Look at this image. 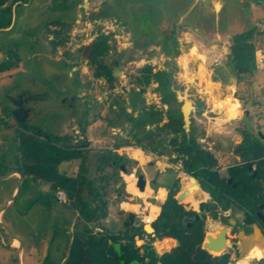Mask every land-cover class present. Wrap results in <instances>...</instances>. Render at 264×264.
Segmentation results:
<instances>
[{
  "label": "rangeland",
  "instance_id": "obj_1",
  "mask_svg": "<svg viewBox=\"0 0 264 264\" xmlns=\"http://www.w3.org/2000/svg\"><path fill=\"white\" fill-rule=\"evenodd\" d=\"M40 1L43 3V0ZM46 2L47 0L44 1ZM56 4L63 7L59 13L64 12L66 15L57 17V12L50 14L47 10L50 3L45 8H38V26L22 30L17 38H11L6 47L9 57L19 59L8 63L5 71L0 73L1 117V109H11L10 99L23 90L41 91L48 94V101L43 106L46 112L24 122L38 127L43 133L54 136L66 134L73 138L72 144L82 141V138H78L81 137L78 120L81 112L89 108L88 126L93 125L90 132L87 127L86 136L99 138L102 134L110 135L112 128L117 134V139L120 137L122 140L132 141L128 135L129 125L120 115V109L114 107L110 110L109 106L114 99L119 98L121 101L125 100L123 106L127 112H131L128 102L129 92L134 87L131 82L132 75L137 74L138 68L150 64L154 71H170L179 101L199 98L204 103L202 115L196 116L194 113L193 120L195 125L204 130L201 137L207 140L206 147H210L216 155L223 177H228L226 167L234 166L228 155L231 156L232 150L240 144L242 135L236 128L239 125L244 126L253 137H259L257 131L264 135V89L259 90L260 82L256 79L260 78L261 74L256 69L253 73L255 79L243 83L244 85L230 86L229 84L234 82L235 74L227 63L230 42L223 40L254 26L263 32L264 0H56L54 5ZM54 18H61L63 22L68 23V29L70 28L67 31L69 34L62 33L58 36H63L67 43L57 47L46 45L41 39L42 28ZM101 34L108 36L109 43L114 45L107 58L117 57L124 52L121 58L122 69L111 90L103 79L95 78L94 67L88 64L87 54L80 50ZM34 35L37 40L32 41L31 37ZM260 39L257 36L256 43L263 51L264 38L262 41ZM175 41L179 53L173 57L164 55L161 43L174 44ZM51 48L54 49L53 53ZM36 52L43 54L44 62L38 58ZM44 53L52 54L51 57L55 60L45 57ZM65 63L71 64V78L75 80L73 89L82 88L77 91L80 98L71 101V111L62 104L61 89L50 78L51 72L63 69ZM44 65H49V68L43 70ZM59 76V85H65V74ZM218 79L223 83L218 82ZM155 86L156 84L152 83L146 87L143 97L148 105L162 107L159 94L153 91ZM189 88L191 89L188 94ZM231 95L236 100L251 96V102H241L240 105V109L247 108L249 113L243 115L240 112L238 121L222 124L226 118L232 121L236 117L237 107L231 106L230 103L231 109H227L229 114L224 116L215 110L213 103L222 96ZM225 100L230 102L228 98ZM13 119L10 113L7 126L1 124L6 129L3 132L11 137L16 135V121ZM0 137L3 140L2 145L0 144L1 177L10 170L16 171L18 166L15 140L2 136V131ZM89 144L90 154L87 156L86 166L89 177L96 179L98 174L94 173L93 163L100 149L99 144ZM79 163L80 161L62 163L59 168L71 174V169L76 171ZM18 180L15 176L0 179V208L13 195L12 190L16 188ZM38 183L21 185L18 196L0 218V264H17L18 242L14 241L12 235L23 245L19 253L21 264H45L46 257V264H65L67 249L78 218H75V225L71 227V208L68 205L64 207L66 198L59 201L56 197L54 200L46 194L38 197L46 191V185ZM106 188V200L109 203L115 199L117 191L114 186ZM53 210L57 212L55 218ZM241 222L242 220L235 222L238 227L234 231L231 230L232 226L219 223L220 228H227L226 244L233 264H238L242 255L241 242L237 239L238 232H244ZM252 226H255V223L248 226L250 233L253 231ZM94 227V232L99 231ZM58 230L65 232L66 242L62 244ZM262 237L264 239V235ZM144 242L137 240L136 245L140 246ZM158 242L166 244L165 251L173 246L167 243L166 239L154 241L157 254H161L156 250ZM260 261L254 259L252 263Z\"/></svg>",
  "mask_w": 264,
  "mask_h": 264
},
{
  "label": "trees",
  "instance_id": "obj_2",
  "mask_svg": "<svg viewBox=\"0 0 264 264\" xmlns=\"http://www.w3.org/2000/svg\"><path fill=\"white\" fill-rule=\"evenodd\" d=\"M257 36L262 41L264 31L260 32L254 26L234 34L229 39L227 63L239 83L252 80L253 73L257 69L255 58L258 48ZM108 40V36L101 34L97 40L80 50L87 54L88 64L94 67L95 78L103 79L107 83V88L111 90L115 79L111 65L105 58L109 51L114 49V45ZM161 45L166 56L173 57L179 53L176 41L174 44L163 42ZM5 68L6 65H0V73H3ZM131 82L134 85L129 93L128 104L131 112H127L123 106L125 100L121 101L119 98L110 103L109 109L113 110L114 107L120 109V115L129 125L128 135L134 140V144L158 155L167 154L170 163L180 166V174L195 179L209 193L211 203L203 212L198 213L179 204L174 197L178 189L176 186L170 188L159 214L151 222L154 235L147 234L142 225L135 228L127 227L121 231L103 228L94 232L93 227L102 226V221L109 217V203L100 196L94 186L95 180L89 177L86 166L89 154L86 136L89 108L81 112L78 120L82 141L74 144H72L73 138L66 134L54 136L43 133L33 125L16 123L14 140L17 171L23 176L22 185L35 182L47 183L48 191L40 193L38 197L46 194L56 200V193L62 192L66 198L65 205L70 206L77 214L80 222L75 226L65 264H230V252L212 260L211 254L201 247L206 233V216L210 214L214 218L218 217L219 210L214 205L224 210V216H229L231 209L228 208L236 205L245 210L247 223L256 221L257 205L264 203V145L244 128L240 130L242 141L235 152L241 154L242 163L227 169V176L232 178L231 183L228 184V177L220 174L213 153L198 142V138L204 135V130L195 125L194 120L191 119L190 130L188 133L185 132L180 111L182 102L177 98L170 71H154L150 64H145L137 69L136 75H132ZM152 83L156 84L153 91L159 94L163 108L146 105L143 93L139 91V88L145 91ZM204 107V103L198 98L196 116L202 115ZM1 113L3 117L0 116V128L2 125L7 126L10 111L5 107L1 109ZM164 118H167V121L158 126ZM153 126L156 131L152 129ZM157 133L161 135L158 136ZM128 145H131L129 141H119L114 148ZM108 153L101 151L96 155L99 169L113 161H115L114 166L120 165L119 156ZM74 160L80 161L75 175L59 168L62 163H71ZM189 185L187 183V186ZM47 205L50 206L49 203ZM245 231L249 232L247 228ZM136 236L145 242L137 246ZM211 236L214 237V234ZM162 238L178 240L179 245L175 246L174 241L166 239V242L173 246L169 251H165L166 244L158 242L156 250L162 253L159 255L155 251L153 242L156 239L163 240ZM242 257H244L243 253L238 264H254L253 257H245V259ZM262 262L264 260L256 264Z\"/></svg>",
  "mask_w": 264,
  "mask_h": 264
},
{
  "label": "crops",
  "instance_id": "obj_3",
  "mask_svg": "<svg viewBox=\"0 0 264 264\" xmlns=\"http://www.w3.org/2000/svg\"><path fill=\"white\" fill-rule=\"evenodd\" d=\"M42 4L43 3L40 0H0V65L5 66L8 63H11L12 61L14 62L19 59V57H9V55H7L8 52L6 50V47L10 43L11 38L14 39L17 38L19 36L18 35L19 32H21L22 30L27 28L33 29L36 26H38L37 20L39 15L37 14L38 13L37 10L38 8H41ZM31 38L32 41L37 40L36 35H34ZM230 38L231 37L229 38L227 37L224 38L223 40L226 39L228 41ZM218 39L220 38L218 37ZM255 56H256L255 58H256L257 70L259 74H261L260 78L256 77V79L260 82L258 84L260 90V89H264V57H263L264 47H263V51L260 48H257ZM253 79H255L254 76L252 80ZM233 80L234 82L232 81V83L229 84L230 86L231 84H233V86H236L238 84L244 85L243 83L237 82L236 75L233 78ZM218 82L223 83L219 79ZM29 92L32 95H35L34 93H36L32 91ZM225 98H228L230 102L226 101ZM241 102L243 101L240 99L236 100L234 99V96L231 95L230 97L222 96L218 101V105H215L213 103L215 110H217L219 114L222 113L224 116H227L229 114V111L227 109L230 103L231 106L235 107L236 105L237 107L238 114L236 115V117L232 121L226 118V120L223 121L222 124L227 122L230 124L233 121H238L240 115L239 113L242 112L244 115L245 114L244 111H248L247 108H244L243 110L240 109L241 107L240 105H242ZM92 125L93 124H90L88 126L89 132L92 128ZM242 128H244V126L239 125L236 128V131H238L239 134H241L240 130ZM3 130L6 131V129L3 126H1L0 132L2 131V136H7L14 140V137H11L10 135L8 136L5 131L3 132ZM115 135L117 134H115L113 129L111 128L110 135L107 133L102 134L99 138H91L90 136H87L88 149H90V144H89L90 142H92L93 144H99L98 145V148L100 149L99 152L101 151H103L104 153L109 152L108 154L115 153L117 156H119L121 160V163L118 166H114L115 161H113L111 162V164L103 165V167L100 169L98 168V164H99L98 158H96L95 163H93L95 169L94 173L96 172L98 174L97 175L98 177L96 179H93L95 180L94 186L99 191V194L102 197V199L106 200V196H107L106 190L108 189L106 187L114 186V188H116L117 191L115 199L109 202V217L102 221V226H95L94 228L96 230L101 231L103 228H105L113 231H118V230L121 231L126 229L127 227L135 228L138 225L144 226L145 223H142V221L136 215L137 210L140 209L144 204L148 205V214L151 216V219L153 221L154 218L159 214L161 205L167 199L168 192L171 187L178 186V189L174 197L177 200V202L186 209H192L198 213H201L204 211L207 205H210L211 196L209 195V193H207L196 180L192 179L191 177L183 176L182 174H180V166L170 163L169 156L167 154L158 155L150 151H145L143 150L142 147L134 144L135 142L131 137L130 139L132 141L126 139L122 140V138L120 137H118L117 139ZM78 138H82V137H78ZM236 140L237 138L234 139V141ZM119 141L121 142L129 141L131 145L121 146L118 149H115L114 145ZM241 141H242V136L239 142ZM2 143L3 140L0 137V144L2 145ZM202 145L204 146V148L212 152L210 150L211 149L210 147H206V145H208L207 140ZM212 153L217 160V157L214 154V152ZM228 156L233 160L234 163V164L232 163L233 165L235 164L237 165L242 162L241 154L236 153L235 150H232L231 156L230 155ZM74 161L79 162V160H74ZM121 164L124 165L126 172H123L121 170ZM217 164L219 166V171H220L221 168L218 163V160H217ZM229 166L230 165L226 167V174ZM78 168L79 166L77 167L76 171L74 169H71V175H75L78 171ZM11 171H15V170H10V172ZM138 173H143L146 178V183L143 191H139V189L136 186V176ZM12 176L18 177V175L15 173H13L11 176L8 177H12ZM187 183H189L190 185L187 186ZM44 184L46 185L45 188L47 191L48 184L47 183ZM32 185L34 184L32 183ZM15 189L13 188L12 193L15 191ZM185 189L187 192L185 191ZM178 195H181V197L183 198L178 199ZM202 201L205 202V205L203 207V211L200 212L199 205L200 202ZM185 203H189L190 204L189 207H185L184 205ZM214 207L219 210L218 217L214 218L210 214H207L205 235L208 232L216 233L217 230L220 228L219 223L221 225L232 226L231 230L234 231L236 221H234V224L230 223L231 222L230 219H232L231 214H229V216L227 215L224 216L225 213L224 210H221L217 205H214ZM233 207L234 206H231L228 209H232ZM4 211L1 213L0 218L2 217ZM55 212L56 211L53 210L54 217L57 214V212L56 213ZM130 214H133L132 218L129 217ZM75 218H78L77 214L71 209V227L75 225L74 222ZM77 222L79 224L80 222L79 219ZM244 233L247 235L250 234V232L247 233L245 229H244ZM162 239L171 240L172 238H162ZM137 240H141L139 236L135 237V243L137 242ZM157 240H161V239H156L155 241Z\"/></svg>",
  "mask_w": 264,
  "mask_h": 264
},
{
  "label": "flooded vegetation",
  "instance_id": "obj_4",
  "mask_svg": "<svg viewBox=\"0 0 264 264\" xmlns=\"http://www.w3.org/2000/svg\"><path fill=\"white\" fill-rule=\"evenodd\" d=\"M44 1H46V0H43V4H42L41 8H43V7L45 8V6H47L48 3H50V6L47 7L48 8L47 10L50 11V14H53V13L57 12V14L55 15L57 17L66 15V14H64V12L59 13V12L62 11L61 9H63V7H61V5H57V4L55 6L54 5V1H56V0H51L49 2L47 0L48 3L47 2L44 3ZM67 24L68 23L67 22H63V20H61V18H58V19H55L54 18V19L50 20L49 22H47V24L41 30V39L44 40L43 42L46 45L49 44L50 46L56 45V47H57L59 45L66 44L67 42H66L65 38L63 36L62 37H58V36L60 34H62V33L63 34H66V35L69 34V33H67V31L70 30V28L68 29ZM53 25H55L56 27H54ZM98 37L99 36H97L94 39V41L97 40ZM50 51L52 52V51H54V49L51 48ZM37 54H38L39 59L41 58L40 60H42L43 54L42 53H37ZM51 55L52 54H50V53H49V55H46L44 53V56L45 57L51 58L54 61L55 58L54 57H51ZM114 58L115 57H111V58H107L106 57L105 58L106 62H108V64L111 65L112 73L114 71V68H113V66L111 64V61ZM70 65H71L70 63H65L63 69H57V70L52 71L51 72V75H50V78L53 79V82L54 83H57L58 86L61 89V95H62V99H63L62 104L65 105L64 106L65 108H67V109H69L71 111V101H76V100H78L80 98L77 91L78 90H81L82 88L81 87H76V89H73V88H75V84H73L75 82V80L73 78H71V66ZM44 68L45 69H48L49 68V65H44L43 70H44ZM60 74H65L66 80H67L66 83H65V85H62V86L59 85V83H60V76L59 75ZM139 91L141 93H144L145 92L143 89H139ZM34 94L35 95H32V94H30L29 91L23 90L15 98H11L9 102L11 103L12 107H11V109H9V111L10 112L11 111H14V110L17 109V107H22L23 109L27 110L28 111L27 116H26V118H24V121H26V122H27V120H32L34 118V116H36V115H39V114H42V113L44 114L46 111L43 109V106L48 101V94L45 93V92L42 93L41 91H37ZM33 96H35V97H33ZM250 97L249 96H247V97L245 96V98H241L240 100H242L244 103H248V102H251L250 99H252V98H250ZM197 99H195V100L189 99V100L192 101V104L194 106V109L192 110L190 119H193V114L196 112ZM183 101H181V102L183 103ZM145 103H146V101H145ZM215 104L217 105L218 102L217 103L215 102ZM146 105H148V104L146 103ZM148 106H154V105H148ZM157 108H163V107H159L158 106ZM164 109H166V107H164ZM229 109H230V107H229ZM19 117L20 118H23L25 116L23 115V113H20L19 114ZM13 120L16 121V123L19 122L15 118ZM24 121L23 122H19V123H21V124H28V123H26ZM166 121H167V118H164L162 122L158 123V126L163 125ZM152 129L154 131H156L155 126H153ZM245 130L248 133H250V131L248 129H245ZM256 134H258L259 137L256 136L255 138H257L264 145V142H263L264 141V135H262L260 133V131H257ZM157 135L160 136L161 134L160 133H157ZM65 202H66V200H65ZM64 206H66V205L64 204ZM257 206H258V209L255 212V219H256V221L254 223L257 224L259 226V228H261L262 232L264 233V203H259ZM230 212H231V216L235 217L236 221H241L242 220L241 225L243 226L244 229L245 228L248 229V226L252 224V223H247L246 222V220L248 219L246 212L244 213V215H242V213L237 208H235V207H233L230 210ZM237 227L235 226V229ZM57 234H58V237L61 238V241H62L61 244L64 243V242H66V240H64L65 232H63L62 230H58ZM242 259H245V256L242 257Z\"/></svg>",
  "mask_w": 264,
  "mask_h": 264
},
{
  "label": "water",
  "instance_id": "obj_5",
  "mask_svg": "<svg viewBox=\"0 0 264 264\" xmlns=\"http://www.w3.org/2000/svg\"><path fill=\"white\" fill-rule=\"evenodd\" d=\"M123 54H124V52H121L117 57H115L111 61V64H112V66L114 68V71H113V77L114 78H116L119 75V73H120V71L122 69V59L121 58H122ZM190 89L191 88L188 89V92H187L188 94H189V90ZM33 97H35V96H33ZM193 109H194V106L192 104V101L189 100V99H185L183 101V103L181 104V106H180V111H181L182 121H183V128H184L185 132H187V133L190 130V125H191L190 116H191V113H192ZM10 113L17 121L23 122L24 118H26V116H27L28 111L23 109L22 107H17L16 110L11 111ZM20 113H23V115L25 117L20 118L19 117ZM244 113L247 114L248 111H244ZM121 170L123 172H126V169H125L123 164H121ZM13 173L18 175L19 180H18L16 189H15L13 195L0 208V214L9 206V204H11L16 199V197L18 196V194L20 192V189H21V185H22V182H23V176L18 171H11V172H9V173H7L5 175H2L0 177V179L7 178L8 176H11ZM231 181H232V178L229 177L227 179V183L229 184V183H231ZM145 183H146V178H145L144 174L143 173H138L137 176H136V186L139 189V191H143ZM178 199H181V195H178ZM184 205H185V207H189L190 204L189 203H185ZM204 205H205V202H203V201L200 202V205H199V211L200 212L203 211ZM234 207L237 208L242 213V215H244L245 211L242 208H240L239 206H236V205ZM129 217L132 218L133 214H130ZM0 224H1V221H0ZM146 226H148V228L151 230L150 234L154 235V229H153L152 225L145 224L143 226V230H145L147 232ZM254 227H255V229H257L259 231L260 234L264 235V233L262 232L261 228H259V226L257 224H255ZM226 233H227V228L221 227V228L218 229V231L216 233H214V237H212L211 234H208V233L205 235L204 240H203V242L201 244V247L203 249L207 250L211 254L212 260H214L217 257H221L224 253H228L229 252L228 251L229 247L226 244ZM12 238L15 239L18 242L16 258H17V264H21L19 253H20V251L22 249V246H23L22 242L17 237H15L13 235H12ZM172 241H174L176 246L179 245V241L178 240H172Z\"/></svg>",
  "mask_w": 264,
  "mask_h": 264
},
{
  "label": "bare ground",
  "instance_id": "obj_6",
  "mask_svg": "<svg viewBox=\"0 0 264 264\" xmlns=\"http://www.w3.org/2000/svg\"><path fill=\"white\" fill-rule=\"evenodd\" d=\"M230 221L232 224H234V221H236L235 217L232 216V219H230ZM146 228L147 233H150L151 230L148 228V226H146ZM252 228L253 231L248 235L242 233L241 231L238 232L237 239L241 242L240 246L245 257H254L255 259L262 260L264 258V239L254 226ZM173 244L175 245V243ZM169 250L170 248L167 251Z\"/></svg>",
  "mask_w": 264,
  "mask_h": 264
},
{
  "label": "built area",
  "instance_id": "obj_7",
  "mask_svg": "<svg viewBox=\"0 0 264 264\" xmlns=\"http://www.w3.org/2000/svg\"><path fill=\"white\" fill-rule=\"evenodd\" d=\"M198 141L201 144H204L206 142L204 137H200L198 139ZM56 198L59 201H64L65 196H64V194L62 192H57L56 193ZM136 215L142 221V223L151 224L152 219H151V216L148 214V205L144 204L140 209L137 210ZM230 264H233V262H230Z\"/></svg>",
  "mask_w": 264,
  "mask_h": 264
}]
</instances>
